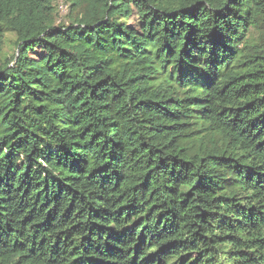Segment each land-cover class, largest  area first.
Listing matches in <instances>:
<instances>
[{"label": "trees", "instance_id": "obj_1", "mask_svg": "<svg viewBox=\"0 0 264 264\" xmlns=\"http://www.w3.org/2000/svg\"><path fill=\"white\" fill-rule=\"evenodd\" d=\"M65 1L0 0V264H264V0Z\"/></svg>", "mask_w": 264, "mask_h": 264}, {"label": "rangeland", "instance_id": "obj_2", "mask_svg": "<svg viewBox=\"0 0 264 264\" xmlns=\"http://www.w3.org/2000/svg\"><path fill=\"white\" fill-rule=\"evenodd\" d=\"M55 6L57 8V24L69 23L70 19V5L65 0H56ZM15 38L9 35L7 38L6 46L4 47V53L11 55L14 51L13 43Z\"/></svg>", "mask_w": 264, "mask_h": 264}]
</instances>
